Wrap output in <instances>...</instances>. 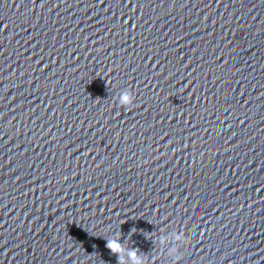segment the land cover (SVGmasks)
Masks as SVG:
<instances>
[{
    "label": "clouds",
    "instance_id": "9594fccd",
    "mask_svg": "<svg viewBox=\"0 0 264 264\" xmlns=\"http://www.w3.org/2000/svg\"><path fill=\"white\" fill-rule=\"evenodd\" d=\"M122 99L123 101L127 102L129 100V97L125 95ZM107 247L115 253L119 251L120 246L115 241L110 240L107 242Z\"/></svg>",
    "mask_w": 264,
    "mask_h": 264
}]
</instances>
